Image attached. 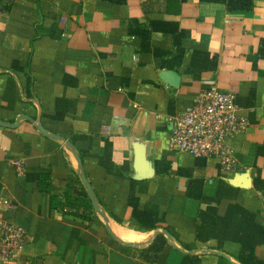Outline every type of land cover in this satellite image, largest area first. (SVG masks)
<instances>
[{"label":"crops","instance_id":"0c3cea01","mask_svg":"<svg viewBox=\"0 0 264 264\" xmlns=\"http://www.w3.org/2000/svg\"><path fill=\"white\" fill-rule=\"evenodd\" d=\"M251 1L0 0V121L27 116L0 126V212L27 235L11 264L264 261V0ZM210 82L248 122L234 172L169 149V116Z\"/></svg>","mask_w":264,"mask_h":264},{"label":"built area","instance_id":"2783aa9c","mask_svg":"<svg viewBox=\"0 0 264 264\" xmlns=\"http://www.w3.org/2000/svg\"><path fill=\"white\" fill-rule=\"evenodd\" d=\"M238 110L235 95L219 90L210 82L190 107L169 116V149L196 158L216 159L223 170L234 172L238 163L230 142L248 125ZM9 162L21 176L22 162L15 159ZM6 202L0 196V206ZM26 239L23 227L3 219L0 212V264L14 262L23 251Z\"/></svg>","mask_w":264,"mask_h":264},{"label":"trees","instance_id":"16d2710c","mask_svg":"<svg viewBox=\"0 0 264 264\" xmlns=\"http://www.w3.org/2000/svg\"><path fill=\"white\" fill-rule=\"evenodd\" d=\"M115 2H123L124 0H114ZM206 2H224L226 3L227 7L229 9H247L251 7L252 1L251 0H201ZM184 33V32H183ZM186 34V33H185ZM263 52H264V43H263ZM261 50V51H262ZM45 176H43L42 179H44ZM82 194L84 195L82 198L84 199V211H91V203L89 199L87 198L86 192L83 190ZM129 206L132 207V214L131 217L133 220L137 222L139 227L144 230H151L156 227L155 222L153 220V217L146 213L145 211L140 210L138 207V199L135 197H130L128 200ZM86 213V212H85ZM79 216L83 217L85 215L80 214ZM163 244H165V237L162 234H158L154 241L151 243V245L148 247L146 251L148 252H159L161 248L163 247ZM242 264H264V261H259L258 259L254 258L253 256H245L241 255L238 259ZM186 261V259L184 260Z\"/></svg>","mask_w":264,"mask_h":264},{"label":"water","instance_id":"95a60500","mask_svg":"<svg viewBox=\"0 0 264 264\" xmlns=\"http://www.w3.org/2000/svg\"><path fill=\"white\" fill-rule=\"evenodd\" d=\"M173 84H176L175 80L173 81ZM25 117H27V116H25V115H21V116L16 120L15 123H7V122L0 121V126H2V127H14L15 125H17V124L19 123V120H20L21 118H25ZM30 120H31V119H30ZM34 126H35V128H36V129H37V130H38L43 136L51 137V138H54V139H57V140H63V139H62L61 137H59L58 135H54V134L50 133L49 131H47L46 129H44L42 126H40V125H38V124H35ZM66 143L69 145L68 142H66ZM69 146L71 147L72 152L74 153V155H75V157H76V159H77V162H78V164H79V167H80V170H81V171H80V178H81L83 184H84L85 187H86V190H87V193H88V195H89V197H90V199H91L92 205H93L95 211H97V213H98L100 216H103L102 213H101V211H100V209H99V207H98L97 204H96V196H95V193L93 192V190L91 189V187L88 185V183H87L86 180H85V175H84V173H83V171H82V164H81V161H80V159H79V157H78V155H77L75 149H74L71 145H69ZM155 234H156V233H155ZM123 244H125V245H127V246H135V245H136L135 243H123ZM179 250L182 251V252H185L183 249H179ZM201 251H203V252L209 251V252H212V253H214V254L221 255V256H223L226 260L229 261V257L225 256V255H224L223 253H221V252L213 251V250H209V249H206V248L202 249ZM188 252L191 253V252H193V251H188ZM232 264H235V263H232Z\"/></svg>","mask_w":264,"mask_h":264}]
</instances>
